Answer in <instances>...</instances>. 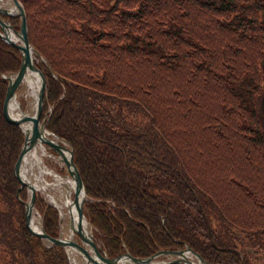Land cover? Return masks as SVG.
Listing matches in <instances>:
<instances>
[{"label":"trees","instance_id":"obj_1","mask_svg":"<svg viewBox=\"0 0 264 264\" xmlns=\"http://www.w3.org/2000/svg\"><path fill=\"white\" fill-rule=\"evenodd\" d=\"M19 1L44 127L71 146L98 249L187 244L206 264H264V0ZM18 60L0 38V72ZM5 87L0 264H69L26 229L12 174L22 131L3 118ZM34 206L56 235L55 208Z\"/></svg>","mask_w":264,"mask_h":264},{"label":"water","instance_id":"obj_2","mask_svg":"<svg viewBox=\"0 0 264 264\" xmlns=\"http://www.w3.org/2000/svg\"><path fill=\"white\" fill-rule=\"evenodd\" d=\"M8 1L9 4L6 6L0 4V14L18 17V24L17 28H13L8 20L0 16V38L19 51V64L13 71L0 72V78L5 80L6 85L1 107L3 118L10 123H15L22 131V142L17 151V156L13 161L12 174L18 180V188L25 187L26 198L20 200L26 229L33 235L39 236L46 244L54 243L60 246L62 245L70 264H76L70 261L71 253L73 252H76L81 257L84 264H163L170 262L205 264L204 259L198 252L187 244H183V248H157L151 254L140 257L132 255L127 250L109 256L97 248L92 238L89 224L87 229L82 227L83 219L86 221L82 213V201L86 198V194H84L83 183H81L79 172L71 159V146L66 140L56 136L44 127L45 114L41 115V104L45 86L44 76L32 60L33 50L28 39H26L23 6H21L19 0ZM33 76L36 78V83L33 87V108L31 111H27L23 107H20L19 101L15 99V94L22 84H25L28 90L32 89L27 83V80ZM11 100L17 101L18 113H13L12 110H9V102ZM13 111L15 112L14 109ZM44 144L53 151V153H50L53 159L62 161L64 169L62 176L66 177L69 183V185L66 184L67 189H65L64 193L67 197V202L64 200L68 217L65 226L66 233H62V228H60L61 217L58 211V231L54 236H49L45 232L41 223V214L33 206L36 186L32 182V174H30L27 162V156L30 153L28 150H32L36 145L43 148ZM69 186H71V194H69ZM18 188L15 190L16 196ZM71 206H73L74 210V220L70 214ZM32 216L38 219L35 224L31 223ZM156 256H161V258H157Z\"/></svg>","mask_w":264,"mask_h":264},{"label":"bare ground","instance_id":"obj_3","mask_svg":"<svg viewBox=\"0 0 264 264\" xmlns=\"http://www.w3.org/2000/svg\"><path fill=\"white\" fill-rule=\"evenodd\" d=\"M27 83L30 85V88H32L30 90H27V93H28L27 95H29L30 97L29 106L33 108L32 106L33 100H34L33 87L35 86L36 78L33 76L31 79L27 80ZM9 108H11L13 113L19 112V108L17 107L16 100H11L9 102ZM13 109L15 110V112L13 111ZM37 147H38V150L36 147H34L32 150L29 149L28 151L30 153L27 156L28 167L30 169V174H32L31 175L32 182L35 186L40 187L42 189L45 188V186L50 185L49 186L50 188L48 189V192L46 193L47 197H49L54 202L60 199L62 200V204L65 205V202H67V197L64 193H65V189H67L66 184L69 185L68 180L66 177L61 176L57 174L56 172H54L53 169H51L50 167H45L42 165V162L40 161V155H39V153H43L42 147L41 146H37ZM33 167L34 169L36 168V170L38 169L39 171L34 173L32 170ZM41 171H45V172L48 171L49 173H51L54 180H50V183L46 182V179L41 175ZM70 188L71 186H69V190ZM70 214H71L72 219L74 220L75 216H74L73 206H71L70 208ZM64 215L65 213L61 210V216L64 217ZM31 218L36 222V218L34 216H32ZM65 226L66 224L64 222L63 227L65 228ZM82 227H84L85 229L88 228V223L85 221V219H83L82 221Z\"/></svg>","mask_w":264,"mask_h":264},{"label":"rangeland","instance_id":"obj_4","mask_svg":"<svg viewBox=\"0 0 264 264\" xmlns=\"http://www.w3.org/2000/svg\"><path fill=\"white\" fill-rule=\"evenodd\" d=\"M0 4H3V5H6L7 4L8 5L9 4V1L8 0H0ZM27 90L28 89L25 88V84H22L18 88V91L15 94V96H16L15 99L19 101L20 107H23L24 110L31 111L32 110V107L29 106V99H30V97H29V95H27L28 94L27 93ZM40 157L44 159L43 160L44 162L46 161L45 162L46 166L48 165V166H50L53 169H56V170L58 169L57 164L54 161H52L48 156H42V155H40ZM34 171L36 172V168L34 169ZM48 177H51V175L49 174ZM37 193H39V192L37 191ZM25 198H26V196H25ZM36 209H38V208H36ZM65 219L66 218L63 219L64 222H66ZM36 221H38V219H36ZM60 228H62V233H66V228L63 227V224L62 223H61V227ZM73 236H75V234H73ZM245 251L247 253H251V254L253 253V254H255L256 257H260L258 253L254 252L249 247H245ZM70 258H71L70 261H72V263L74 262L76 264H84L83 261H82V259H81V257L76 252L71 253V257ZM259 260H261V259H259Z\"/></svg>","mask_w":264,"mask_h":264},{"label":"flooded vegetation","instance_id":"obj_5","mask_svg":"<svg viewBox=\"0 0 264 264\" xmlns=\"http://www.w3.org/2000/svg\"><path fill=\"white\" fill-rule=\"evenodd\" d=\"M0 16H3L2 14H0Z\"/></svg>","mask_w":264,"mask_h":264}]
</instances>
